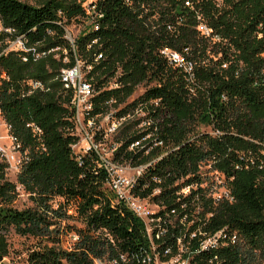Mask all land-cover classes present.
<instances>
[{
	"label": "trees",
	"instance_id": "1",
	"mask_svg": "<svg viewBox=\"0 0 264 264\" xmlns=\"http://www.w3.org/2000/svg\"><path fill=\"white\" fill-rule=\"evenodd\" d=\"M194 4L189 8L184 0H99L103 16L96 21L98 27L88 25L72 43L66 35L68 24L87 21L81 0H0L4 23L36 51H47L38 59L28 53L24 60L19 51L0 57L9 75L0 83L1 110L26 156L16 181L8 178V161L0 159L3 256L7 244L1 233L14 227L39 239L29 264H96L95 258L104 264H150L144 222L115 200L95 151L75 147L81 137L73 93L61 72L77 60L85 67L94 65L86 74L98 92L94 115L110 110L107 102L112 99L116 116L136 108L146 113L115 134L112 158L146 165L135 192L160 206L153 214L160 218L152 231L157 251L169 258L183 246L192 264H247L256 249H264V0ZM197 13L221 41L200 34ZM165 47L186 62H170L162 54ZM100 53L104 57L97 62ZM119 68L117 81L123 85L108 87ZM31 79L41 80L48 90L28 93ZM198 124L221 133L197 130ZM105 139L96 136L97 141ZM136 142L140 145L131 149ZM213 159L234 202L216 203L200 185V166ZM18 183L30 193L32 207L13 205ZM194 184L198 187L182 192ZM199 206V220L186 229L183 220ZM71 207L82 224L73 228L79 236L73 247L64 248L61 224L71 217ZM223 228L226 244L200 248L203 232ZM232 233H237V243L230 242Z\"/></svg>",
	"mask_w": 264,
	"mask_h": 264
},
{
	"label": "built area",
	"instance_id": "2",
	"mask_svg": "<svg viewBox=\"0 0 264 264\" xmlns=\"http://www.w3.org/2000/svg\"><path fill=\"white\" fill-rule=\"evenodd\" d=\"M98 1L99 0H81L86 9L87 21L85 24H74V26L80 27V34L83 33L90 24H95L96 27H98L96 21L103 16V12L98 9ZM123 1L126 4L133 3V0ZM184 3L189 8H194L195 6L194 0H184ZM216 4L221 6L223 0H216ZM139 17L142 18V15L139 14ZM153 18H158L157 13L153 14ZM197 19V29L203 37L214 42L221 41L219 34H217L203 19L200 13H197ZM66 33L67 38L74 43L76 37H73L68 27L66 28ZM59 49L60 47H57L52 50L58 51ZM11 51L21 52L24 60L28 59V53H31L35 59L47 54V51H36L35 47L30 45L25 36L16 35L15 29L7 26L0 15V57ZM162 54L172 63L184 64L186 62L183 56L168 47H165L162 50ZM56 56L58 57V55ZM103 57V53L98 54L96 61L98 62L102 60ZM223 67H228L227 63L223 64ZM93 68L94 65L90 64L85 67L82 61L77 60V63L74 66L63 68L61 72V79L64 81L65 87L71 89L73 93L72 104L75 109L76 128L81 137L80 142L75 147L84 151H95L100 166L103 167L107 173L105 184L112 191L115 200L123 203L144 222L145 231L150 241V252L147 254V262L150 264H192L190 256L184 255V252L187 250L172 255L169 258L163 257L157 251L152 231L154 225L160 221V218H155L153 214L160 208V206L157 203L152 202L149 197H141L135 192V185L138 176L142 174L146 165L133 166L129 163L127 166H122L116 163L112 158L113 151L116 149L117 144L113 145L111 148H106L102 141L96 140L97 135H103L106 138L113 136L118 130L128 124L130 120L144 116L146 113L142 108H136L134 111L120 117L116 116L115 109L112 107V104L114 103V100L112 99L107 102L110 106V110L104 114L99 113L94 115L92 113L96 107L94 97L98 92L94 88L92 81L86 76L87 72L93 70ZM189 68L191 69V66ZM121 72L122 70L119 68V71L115 77L112 78L108 87H120L123 85L121 82L117 81V76ZM2 80H9V75L0 64V83ZM28 85V93L48 90L46 84L41 80L31 79L28 81ZM139 90H142V87H140ZM145 123L146 122L144 121L140 126H144ZM2 128H4V130ZM10 129V125L6 122L3 116L0 99V159L8 161L10 166H14L18 170L26 160V156H24L25 154H22L20 150L21 143L11 134ZM34 130L38 133L41 132V129L38 127H35ZM212 133L218 135L221 132L220 130L215 129ZM139 145L140 142H136L131 146V149ZM215 161L216 160L213 159V161L201 164L200 173L203 182L200 185L207 191V195L212 197L216 203L223 200L234 202L235 197L224 181V173L215 166ZM192 187L197 188L198 184L186 186L182 189V192L186 194L190 192ZM25 193L26 190L23 184L18 183L17 198ZM152 205H155L156 208L153 209ZM69 210L74 212V207H71ZM194 234L195 233H193V235ZM202 234L203 237L200 239L201 249L217 248L220 245L226 244L225 241H228V239H225L226 235L224 228L215 233L203 232ZM157 236L159 237V234H157ZM74 238L75 240H78L79 238L76 232L74 233ZM229 240L232 243H237V233H232L229 236ZM170 253V249H166V254ZM95 263L104 264L103 260L100 258H95Z\"/></svg>",
	"mask_w": 264,
	"mask_h": 264
},
{
	"label": "rangeland",
	"instance_id": "3",
	"mask_svg": "<svg viewBox=\"0 0 264 264\" xmlns=\"http://www.w3.org/2000/svg\"><path fill=\"white\" fill-rule=\"evenodd\" d=\"M22 1H26L31 4H38L40 0H22ZM68 26H69L68 29L70 30L74 38L80 34V27L70 24H68ZM141 91L142 90H138V93L136 95H138ZM135 119L130 120L128 124H130ZM198 125L199 126H197L196 129L200 131L205 130L212 132L215 130V128L212 125H203V124H198ZM2 129L4 130V128ZM120 130H118V132ZM115 134L104 140L105 141L103 142L104 147L111 148L113 145L116 144L114 141ZM115 162L122 166H127L129 164L128 162H124V161H115ZM7 175L10 180L16 181L17 169L14 166L13 167L9 166L7 170ZM13 205L18 209H25L28 207H32L34 205V202L31 198L30 193L26 192L24 195L16 198ZM54 206L55 207L57 206V202L54 203ZM152 208L155 209L156 206L152 205ZM201 211H202V207L200 206L196 207V210L190 213L189 219L183 220L185 224L184 227L186 229L196 224V222L199 220V213ZM67 214L71 217L62 221L61 229L63 230H62V235H60V241H61V245L64 248H72L74 243L77 241L74 238V233L76 229L73 228L81 226L82 223L81 221L78 220V217L75 215L73 211L71 212L70 210H68ZM1 234L5 235V241L7 244V254L3 256L0 253V264H29L28 261L29 253L32 249L37 247L39 243V239L33 236L21 235L17 233L14 227H10L6 232H2ZM184 249L185 247L182 246L180 252H183ZM254 254H255L254 259H249L247 264H264V249H256Z\"/></svg>",
	"mask_w": 264,
	"mask_h": 264
}]
</instances>
